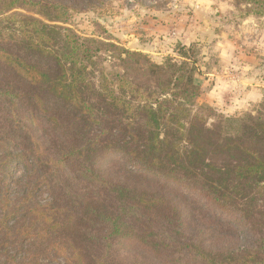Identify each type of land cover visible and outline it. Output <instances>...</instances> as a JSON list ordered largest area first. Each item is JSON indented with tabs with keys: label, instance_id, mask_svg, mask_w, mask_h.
<instances>
[{
	"label": "trees",
	"instance_id": "1",
	"mask_svg": "<svg viewBox=\"0 0 264 264\" xmlns=\"http://www.w3.org/2000/svg\"><path fill=\"white\" fill-rule=\"evenodd\" d=\"M243 1L248 15L264 16V0ZM68 16L58 0H0V247L7 252L23 236L18 247L23 251L27 240L43 242L63 227L68 241L55 246L65 256L63 264H118L117 238L131 230L139 241L133 243L139 262L150 257L162 264H250L264 256V99L235 117L199 104L195 46L180 47V59L157 64L110 45L123 67L102 70L97 85L88 81L95 55L88 40L45 21ZM65 111L76 115L74 124L63 120ZM95 127L110 129L102 138L90 137ZM102 139L105 148L137 165L123 168L135 185L116 183L108 169L97 170ZM15 166L24 168L17 179L11 173ZM145 173L186 186L214 210L221 231L199 228V216L177 206L176 195L168 199L160 190H144ZM62 174L69 184L79 175L90 178L91 186L108 189L119 205L93 199L82 225H73L79 214L70 210L61 223L57 213L63 206L57 198L46 207L38 204L39 189L32 184L47 185L55 195ZM153 211L162 212L157 223L164 229L156 232L151 224V232H137L132 221ZM212 242L218 250H208ZM181 247L184 258L174 252ZM17 259L9 260L7 253L3 264H19Z\"/></svg>",
	"mask_w": 264,
	"mask_h": 264
},
{
	"label": "rangeland",
	"instance_id": "2",
	"mask_svg": "<svg viewBox=\"0 0 264 264\" xmlns=\"http://www.w3.org/2000/svg\"><path fill=\"white\" fill-rule=\"evenodd\" d=\"M58 1L69 9L67 21L56 23L45 21L61 26L63 33L67 32L82 40H88V47L95 51L94 64H88L90 71L88 81L92 79L99 85L102 70H120L123 67L110 45L131 52H140L157 64L164 63L169 57L180 59L177 53L180 47L195 46L194 56L201 69V73L197 76V83L202 89L199 104L209 105L219 114L235 117L253 110L264 99V16L248 15L247 4L243 0ZM17 11L25 12L20 9ZM106 49L111 50L106 51ZM63 120L74 124L76 115L65 111ZM109 129L110 127L99 130L95 127L92 131L93 135L90 131L89 136L102 138L105 135L101 136V132L105 130L108 132ZM99 141L102 148L108 145L103 139ZM100 151L95 160L97 170L108 169L109 176L114 175L113 179L116 183L124 182L132 186L136 184L129 177L130 173L123 169L135 170L137 165L134 162L130 163L118 157L114 150L108 148ZM23 169V166H15L11 171L12 177L15 179L20 177ZM140 177L145 183L144 190L148 192L160 190L168 199L176 195L177 206L186 210V213L194 211L197 217L199 216V228L207 225L210 229L214 226L218 233L221 231L222 225L213 219L214 210L200 204L196 196L190 195L186 186L178 187L173 179L150 173L141 174ZM59 178L62 183H58L55 195L49 192L47 185L34 182L32 188L39 189L36 198L41 206L46 207L57 198L60 207L63 206L60 214L57 213L61 223L67 220L65 217L70 210L74 214H79L78 220L74 218L77 223L73 225H82L79 220L82 214L87 213L86 205L93 199L97 200L98 204L119 205L118 200L108 189H102L98 183H93L91 186L90 178L83 175L73 177L71 185L63 174L59 175ZM137 180L140 179L137 177ZM75 181L76 185L70 191L69 188ZM65 188L68 191H64ZM71 195H76L78 201L71 200ZM64 209L67 210L66 213L63 212ZM155 212L157 211L151 213V217L146 213L142 214L143 217L140 219L134 221L132 219V227L137 232L149 233L152 224L156 232L161 231L164 227L157 221L160 220L159 216L162 212L160 211L159 215ZM131 231L117 238L115 252L120 258L118 264H162L160 260L150 257L144 262H139L133 257L136 250L133 249L134 240L136 243L139 241L137 242L136 234ZM69 235L67 229L63 230L62 227L57 234L46 236L43 242L31 245L32 240H27L23 251L18 248L24 238L20 236L9 246L7 252L0 247V264L5 263L7 253L9 260L14 255L20 257L16 260L19 264H63L66 261L65 256L58 255L56 248L62 247L63 243L68 241L66 239ZM3 238L0 241H3ZM222 241L228 243L230 240H224L222 236ZM218 246L212 242L208 245V250H218L216 249ZM26 247H28L27 252H25ZM182 248L174 249V252L184 258L186 256H183L185 253H181ZM169 255L164 254L163 257L167 258ZM225 258V255L220 256L221 260ZM263 258L264 256L256 257L250 264H264L261 261Z\"/></svg>",
	"mask_w": 264,
	"mask_h": 264
}]
</instances>
